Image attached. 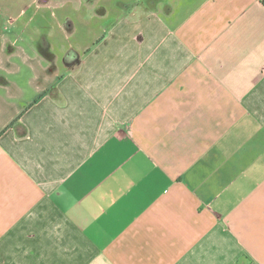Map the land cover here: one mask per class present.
<instances>
[{
  "label": "crops",
  "instance_id": "1",
  "mask_svg": "<svg viewBox=\"0 0 264 264\" xmlns=\"http://www.w3.org/2000/svg\"><path fill=\"white\" fill-rule=\"evenodd\" d=\"M105 1L0 0V264H264L262 0Z\"/></svg>",
  "mask_w": 264,
  "mask_h": 264
},
{
  "label": "rangeland",
  "instance_id": "2",
  "mask_svg": "<svg viewBox=\"0 0 264 264\" xmlns=\"http://www.w3.org/2000/svg\"><path fill=\"white\" fill-rule=\"evenodd\" d=\"M106 8H113L115 5L111 0H106L105 4H102V6ZM82 8V7H81ZM80 8V9H81ZM85 9V8H84ZM63 10V12H68L69 14H74L78 16V21H75V26L68 27V32L62 29L60 26L61 20H59V17L61 16L60 13ZM58 16L52 14L51 10H44L41 14H39L34 22L32 29L34 28L36 31L41 32V34L46 33L45 37L41 38V36L38 37L37 40H35V44H50L55 49L59 50L60 48H68L71 46H86V45H93L94 42H97L99 39L103 38L105 36L106 28L109 26V24L112 22V20H101L94 22L91 27H93L94 34L93 35H87L83 34V32L80 30V32H76L74 28L76 27V22L79 24V26L82 28V25L87 26L89 23L84 18L85 11L82 9L80 11H77L76 9V3L75 1L68 3L65 5L63 9L56 10ZM44 16V17H43ZM2 15L0 14V25H3ZM72 23L71 21H69ZM2 23V24H1ZM65 24L66 21H63ZM84 29V28H83ZM49 34H52L51 37ZM47 36V37H46Z\"/></svg>",
  "mask_w": 264,
  "mask_h": 264
},
{
  "label": "trees",
  "instance_id": "3",
  "mask_svg": "<svg viewBox=\"0 0 264 264\" xmlns=\"http://www.w3.org/2000/svg\"><path fill=\"white\" fill-rule=\"evenodd\" d=\"M263 4H264V0H262ZM15 122V121H14ZM14 122H12L10 125H12Z\"/></svg>",
  "mask_w": 264,
  "mask_h": 264
}]
</instances>
